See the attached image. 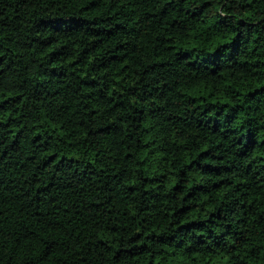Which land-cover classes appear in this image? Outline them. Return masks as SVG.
Masks as SVG:
<instances>
[{"label": "trees", "instance_id": "obj_1", "mask_svg": "<svg viewBox=\"0 0 264 264\" xmlns=\"http://www.w3.org/2000/svg\"><path fill=\"white\" fill-rule=\"evenodd\" d=\"M0 264H264V0H0Z\"/></svg>", "mask_w": 264, "mask_h": 264}]
</instances>
